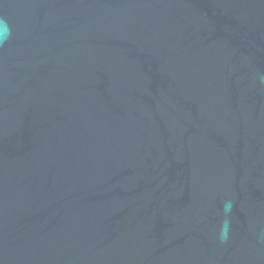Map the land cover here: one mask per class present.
Listing matches in <instances>:
<instances>
[{"label":"water","instance_id":"1","mask_svg":"<svg viewBox=\"0 0 264 264\" xmlns=\"http://www.w3.org/2000/svg\"><path fill=\"white\" fill-rule=\"evenodd\" d=\"M0 20V264H264V0Z\"/></svg>","mask_w":264,"mask_h":264},{"label":"clouds","instance_id":"2","mask_svg":"<svg viewBox=\"0 0 264 264\" xmlns=\"http://www.w3.org/2000/svg\"><path fill=\"white\" fill-rule=\"evenodd\" d=\"M11 36V28L6 21L0 20V44L4 43ZM231 210V204L225 205V211ZM227 238L226 229L221 233L220 239L223 241Z\"/></svg>","mask_w":264,"mask_h":264}]
</instances>
